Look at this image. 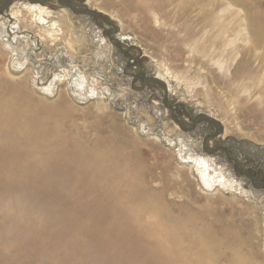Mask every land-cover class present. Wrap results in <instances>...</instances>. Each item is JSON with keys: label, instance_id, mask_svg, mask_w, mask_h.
Instances as JSON below:
<instances>
[{"label": "rangeland", "instance_id": "obj_1", "mask_svg": "<svg viewBox=\"0 0 264 264\" xmlns=\"http://www.w3.org/2000/svg\"><path fill=\"white\" fill-rule=\"evenodd\" d=\"M6 1L0 0V6ZM65 1L86 11L99 13L110 25L96 15L74 14L67 8L56 7L55 0H48L49 4L32 3L33 7L27 0H10L0 11V81L24 84L25 90L39 107L37 112L52 108L68 111L69 115L64 121L73 125L75 139L83 138L97 147L109 145L110 150H125L123 152L130 156L132 150L137 160L132 161L135 172L139 171L140 175L150 167L158 175V180L152 183L153 189H161L164 199L170 203L172 201L180 209L184 208L183 211H200V217L204 214L208 220L209 229L202 230L206 233L187 230V235L201 233L215 242L225 241V236L240 248L241 261L251 258L255 264H264V188H252L249 180L234 170L232 161L219 149L225 147L240 169L249 172L257 182L264 181V124H256L249 114L242 116L243 107L256 106L257 111L263 110L259 102L262 97L259 89L260 86L264 87V78L258 79L259 89L249 92L230 91L226 85L218 82L221 80L219 72L230 74L233 67L239 64L240 57H231L224 62L215 58L211 62L214 70L205 66L207 59L203 54L210 48L206 43L210 33L206 34L203 42L192 40L195 42L193 47L189 44L191 38L186 39L188 42L180 40L188 37L185 32L178 31L180 27L189 28L197 39L202 38L206 31L203 23L190 22L184 12L175 9L180 16L179 21L171 23V20L165 21L166 16L161 15L163 12H138L145 0ZM221 2L232 3L239 10L241 19L246 13L252 19L257 17L254 21L260 19L264 22V16L261 18L264 0H221L220 6ZM31 8L33 11H30ZM172 8L173 5L166 10L170 16L175 11ZM32 13L41 20L34 18ZM52 24H55L54 29ZM112 26L118 27V34ZM259 27L251 26V29L259 30ZM174 37L178 38L180 44L175 42ZM113 38L118 39V45L112 41ZM242 44L238 42L239 47ZM130 45L139 48L142 55L139 56L135 48L126 52L121 50H127ZM149 77L162 78L160 80L168 89L166 95L162 86L142 80ZM171 113L186 123H192L199 114L220 122L223 128L221 135L209 143L215 151L206 153L202 147L204 137L214 133L211 125L200 120L192 130L184 131L172 119ZM228 123L236 128L235 132H225ZM112 157L116 159L113 162L117 161L115 155ZM194 157L206 159L210 174L212 172L224 179L207 188L195 169ZM115 168L114 172L118 173L120 170ZM12 172H9L11 176L20 174ZM169 181L174 184L173 188L162 189ZM31 190L25 186L17 187V191L23 195L30 194ZM172 192L177 194L172 196ZM51 199L50 202L43 201V205L54 206L58 203L55 206H60L64 211H68L72 202ZM13 200L6 204L10 205L9 209H0L5 211H2L4 215L0 212V219L11 218V222L8 220L4 227L16 235L20 232V240H45L44 246L51 248L49 254L60 257L59 247L55 245L56 242L51 243L49 237L55 236L63 243V236L53 227L63 223V220L47 211L29 209L25 202L18 204ZM86 202L89 203L85 205L91 204V201ZM154 208L164 210L165 207L156 205ZM182 217L178 221L203 222L201 218L193 219L191 215ZM43 220L52 226H49L47 234L40 235L38 223ZM11 223L17 227L14 229ZM106 225L107 230L111 225ZM213 232L219 233L216 238ZM103 233L107 232L101 229L94 231L99 238ZM18 239L10 245L0 240V264H10L11 261L12 264H54L53 260L39 253L43 249L32 251L25 245L22 248L15 246ZM59 241L57 243L61 245ZM195 244L199 242L195 241L191 246ZM98 245L94 247L96 253L106 249L102 246L98 248ZM6 253H13L14 258L13 254L11 258Z\"/></svg>", "mask_w": 264, "mask_h": 264}, {"label": "bare ground", "instance_id": "obj_2", "mask_svg": "<svg viewBox=\"0 0 264 264\" xmlns=\"http://www.w3.org/2000/svg\"><path fill=\"white\" fill-rule=\"evenodd\" d=\"M153 1H143L142 9L138 8L137 11L143 13L146 11L150 13L152 10L163 12L161 15L166 16L165 21L171 20V23H176L180 17L176 11L178 10L187 14L186 18L190 22L203 23L206 31L202 34V38L197 39L186 27H180L178 31H183L188 36L180 40L185 41L191 38L189 44L192 47L193 44L195 45L192 40L203 42L206 34L210 33L206 37V43L210 48L207 51L202 48L203 57L207 59L204 63L205 66H210L214 70L211 62L215 58L224 62L225 59L231 57L234 59L237 56L240 57L239 64L233 67L230 74L219 72L221 78H218L221 80L218 82L226 85L230 91L249 92L259 89L260 81L258 79L259 77L264 78V22L260 19L254 21L257 17L252 19L246 13L241 19L239 10L235 9L232 3L223 4L221 2L223 5L221 7L219 5L221 0ZM30 4L33 7L32 3ZM171 5L174 7L172 9H176L173 10L172 16L166 12ZM252 7L251 9H253ZM30 11H33V8ZM262 11L261 18L264 16V8ZM227 13L229 15L225 16ZM34 14L32 13L34 18L40 21V17ZM210 18L211 20L208 22ZM256 25H260L259 30L251 29V26ZM51 26L54 29L55 24ZM118 32L116 33L118 34ZM174 40L177 42L178 38L174 37ZM187 40L186 42H188ZM251 40L256 43L252 44ZM238 42L243 44L239 47ZM202 50L200 49V51ZM159 79L162 78L159 77ZM25 89H27L26 86L21 83L16 85L0 81V209H9L10 205L6 204L9 200L15 199L13 201L18 204L25 202L29 209L47 211L50 215L63 220V223L53 227L59 230L58 233H61L63 243L67 246L61 243L57 237H49L50 242H56L55 245L59 247L60 257L55 258L49 254L51 248L47 245L44 246L45 240L38 242L34 238L18 239L20 232L16 235L4 227L5 223L11 219L8 215V218L4 216L5 219H0V240L10 245L18 239L19 241L15 245L17 247L22 248V245H25L32 251L43 249L44 251H39V253L42 256L45 255L49 260H53L54 264L63 262L68 264H255L251 258L241 261L239 258L240 248L225 236V241L215 242L216 240H210V237L208 238L205 234L187 235V230L206 233L202 230L209 229V223L203 216L204 214L201 218L200 211L186 212L183 211L184 208L180 209V206L174 205L172 201L170 203L165 200L161 189H153L152 183H155L159 178L154 169H149V167L140 175L139 171H136V174L132 162L135 155L132 154V150V156H130L123 152L125 150L114 152L109 149V145L100 142L101 145L97 147L90 145L89 141L82 140L83 138L75 139L73 125L64 121L69 115L68 111L61 110L62 108H52L37 112L39 107L36 101ZM259 92L262 94L259 102L263 106V110L257 111L256 106L243 107L242 116L249 114L254 117L256 124L258 122L264 124V87L260 86ZM186 124L191 125L192 123ZM74 128L76 127L74 126ZM225 130V132H235L236 128L231 127L228 123ZM133 148H135L134 145ZM111 155H115L117 158L116 163L113 162L115 158L111 159ZM193 162L202 184L207 188L219 182V179H224L223 176L219 178L212 172L210 174L211 169L208 167L206 159L194 157ZM115 167L120 170L118 173L114 172ZM10 171L20 174L11 176ZM173 185L169 181L162 189L171 190ZM18 186L29 187L32 190L30 194L23 195L17 191ZM75 188H82L84 191L75 190ZM176 194V192L170 193L172 196ZM51 198H58L63 202L71 200L70 205L68 204V211H64L60 206H55V204L59 205L58 203H53L54 206L50 204L44 206L43 201L50 202ZM86 201H91V204L85 205L89 203ZM63 202L61 204L65 205ZM14 204L16 205V203ZM156 205H163L165 208L158 210L154 208ZM2 211L4 210H0V212ZM184 215H191L193 219L201 218L203 222L198 224V220L194 223L178 221ZM187 219L189 221V218ZM20 220L22 219L20 218ZM26 220L29 219L26 218ZM38 224L40 235L47 234L50 231L49 226H52L44 220ZM106 224L111 225L108 227H111L109 230L107 228L108 231L105 229ZM15 227L13 225L14 229ZM98 229L107 233H103L102 238H99V235L95 236L94 234V231ZM99 232L101 233V231ZM213 233L214 238L219 234ZM195 241H198L199 244L191 246ZM98 244H101L102 248H106L102 249L101 253L94 251V247ZM101 246L98 245V248ZM12 254L10 253L8 256ZM10 257L12 258V256ZM11 262L10 264H12Z\"/></svg>", "mask_w": 264, "mask_h": 264}, {"label": "water", "instance_id": "obj_3", "mask_svg": "<svg viewBox=\"0 0 264 264\" xmlns=\"http://www.w3.org/2000/svg\"><path fill=\"white\" fill-rule=\"evenodd\" d=\"M27 1L30 3H36V4H49L48 0H27ZM9 2H10V0H7L2 6H0V11H2V9L5 8V6L8 5ZM55 3H56V7L67 8L74 14L96 15L97 17L102 19L101 15L99 13H94L92 11H86V10L82 9L81 7L74 6L70 1L55 0ZM102 20L104 21V23H106V25H110V23L108 21H106L104 19H102ZM112 27L114 28V32L116 33L118 31V27H115V26H112ZM109 37H110V35H109ZM112 41H114L117 45L119 44V41L116 38H113ZM132 48L137 49V51L139 52V56H141L140 49L134 45H130L127 50H124L122 48H121V50L126 52ZM142 80L146 81L148 83H151V84H156V85L162 86L164 89V95H166L168 89L166 87V84L162 80L158 79L157 77L142 78ZM171 117L175 121V123L178 125V127L182 130H185V131L192 130L194 128L195 124L200 120L206 121L209 125H211L214 128V133L210 134V135H206L204 137V139H203V151H205L206 153H212L215 151L214 148L210 147L209 143L211 142V140L213 138H216L219 135H221L222 125L220 124V122H218L216 119L209 117L207 115H204V114L196 115L193 118L191 125H187L185 121H183L180 117L174 115V113H171ZM219 149L224 151L226 157L232 161L234 170L249 180L252 188H254V189H263L264 188V181L263 182H257L256 179L249 172L240 169L238 167L237 162L229 156L225 147L222 146V147H219Z\"/></svg>", "mask_w": 264, "mask_h": 264}, {"label": "flooded vegetation", "instance_id": "obj_4", "mask_svg": "<svg viewBox=\"0 0 264 264\" xmlns=\"http://www.w3.org/2000/svg\"><path fill=\"white\" fill-rule=\"evenodd\" d=\"M175 115V114H174ZM177 116V115H176ZM179 117V116H178ZM188 124H191V123H189V122H187ZM203 144V143H202ZM202 147H203V145H202Z\"/></svg>", "mask_w": 264, "mask_h": 264}]
</instances>
